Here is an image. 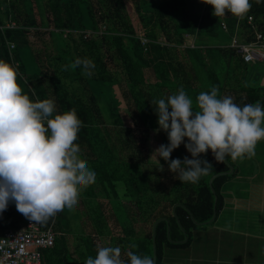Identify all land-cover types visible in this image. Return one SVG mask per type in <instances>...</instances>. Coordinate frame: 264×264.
Returning a JSON list of instances; mask_svg holds the SVG:
<instances>
[{
    "label": "trees",
    "instance_id": "trees-1",
    "mask_svg": "<svg viewBox=\"0 0 264 264\" xmlns=\"http://www.w3.org/2000/svg\"><path fill=\"white\" fill-rule=\"evenodd\" d=\"M250 3L239 19L230 13L215 17L203 0H0V60L18 66L17 82L31 100L52 99L57 113L76 109L82 127L75 143L96 174L80 193L81 210L74 209L65 221L69 231L58 222L62 211L43 222L53 221L55 235L53 245L41 250L42 264H85L101 246H119L126 262L131 250L153 256L155 264H182L175 249L201 244L208 250L210 237L213 242L219 231L247 228L245 218L221 211L227 184L252 159L226 157L217 163L209 150L210 173L197 183L180 182L168 170L170 160L179 158L177 150L168 162L153 158L150 140L157 134L160 145L168 143L166 132H154L153 101L181 87L194 111L199 110L198 94L213 87L218 98L231 96L241 107L259 101L264 107V62H244L230 42L221 43L224 35L250 42L256 32H264V0ZM184 35L191 36V45L184 43ZM76 58L94 62L91 75H83L81 68L65 70ZM120 101L131 125L119 114ZM214 174L211 191L208 180ZM214 195V216L208 221ZM7 214L0 213V234ZM160 217L165 220L155 224L152 243V224ZM207 225L211 231H200L195 240ZM166 226L170 240L185 241H169ZM130 244L137 247L129 249ZM213 252L212 247L211 257Z\"/></svg>",
    "mask_w": 264,
    "mask_h": 264
},
{
    "label": "clouds",
    "instance_id": "clouds-1",
    "mask_svg": "<svg viewBox=\"0 0 264 264\" xmlns=\"http://www.w3.org/2000/svg\"><path fill=\"white\" fill-rule=\"evenodd\" d=\"M203 2L211 5L215 17L230 13L243 19L252 7L250 0ZM69 68L91 75L95 65L90 59L76 58L65 70ZM17 77L18 66L0 60V213L14 202L20 214L41 223L65 208L74 210L81 191L95 182L96 174L80 158L75 143L82 127L76 109L57 113L52 99L31 100ZM153 103L158 117L154 132L162 130L168 138L166 145L154 150L156 158L168 162L182 143L191 154V159L186 156L168 163V170L180 182L197 183L210 173L212 164L200 158L209 150L217 163H224L226 157L252 159L257 143L264 140V107L259 101L241 107L231 96L218 98V89L213 87L198 94L199 110L194 111L193 101L181 87ZM136 247L129 245V249ZM125 255L127 262L119 246H101L95 259L89 256L85 264H155L153 257L131 250Z\"/></svg>",
    "mask_w": 264,
    "mask_h": 264
},
{
    "label": "rangeland",
    "instance_id": "rangeland-1",
    "mask_svg": "<svg viewBox=\"0 0 264 264\" xmlns=\"http://www.w3.org/2000/svg\"><path fill=\"white\" fill-rule=\"evenodd\" d=\"M37 18V16H35ZM138 27V26H137ZM86 30V29H85ZM43 31H45L43 29ZM86 34V33H85ZM46 36V35H44ZM34 40V39H32ZM191 42V36L190 35H184V43L185 44H189ZM230 42L229 37H227L226 35H224L221 39V43H228ZM264 71V68H263ZM117 108L119 111V114L121 116V118L123 119L124 123L126 125H131V120L129 119L128 115L126 114V110L124 108L123 103L120 101L119 103H117ZM264 124H262L263 126ZM152 139L150 140V144H152L153 147V152L151 157H155L156 154L154 153V150L156 148H158L160 146V142H159V138L157 134H152ZM168 140V138L166 139ZM165 140V141H166ZM185 143L187 142V138H185ZM166 143V142H165ZM178 155H179V159L183 160L184 157H188L191 159V154L189 152H187V150L184 147V144L182 143L177 149ZM256 154L255 156L252 158L251 163H246L243 165L239 166V175H235L233 178L230 179L229 183L227 184V189L228 192L225 193L224 195V200L226 201V203L224 204V208L226 209V211L224 212L225 215L227 216H231V215H235L236 217H238L240 214H243V211H241L242 208L245 206L246 201L249 200V198H251L252 200H254L253 198H257L260 196H264V184L262 185V182H264V140H261L257 143L256 145ZM201 159L206 160V154H202ZM256 169V171H259V174L257 176V179H260V183H249V178L247 180H244L243 177V173H246L248 170H251L253 172V170ZM251 172V175H252ZM248 174V173H247ZM262 185V186H261ZM246 198H248L246 200ZM245 202V203H244ZM264 202V200L262 201ZM14 205V210L16 211V213L18 215H22L20 214L15 207V203L12 202ZM264 206V204H263ZM118 207V206H117ZM81 205L78 203L77 206L75 207V209L77 210H81ZM71 212V214H70ZM74 210H68L67 208H65L62 213H63V217H60L58 219L59 224L62 226L63 231H69V226H65V221L70 217L73 216ZM246 219V218H245ZM82 227L84 232H88V226L86 224V219L83 216L82 219ZM210 226L207 225L203 230H198L199 232L198 235L196 236L195 240H199L200 237V231L203 232H210L211 230L209 229ZM222 232V231H221ZM68 234V233H67ZM69 236V234H68ZM216 237L218 238V235H216ZM210 244L211 247L208 248V250H206V248L201 249L200 245L198 247H194V245L192 246L190 244L189 247L183 248L181 249H175V256L176 258H178V262H181L182 264H217L215 257H211V253H212V247L216 248V246H220V243H217L218 239H214L212 242V237H210ZM192 246V247H191ZM218 248V247H217ZM220 253H218L219 259L220 260H224L226 258H224L223 256V251L222 249L219 250Z\"/></svg>",
    "mask_w": 264,
    "mask_h": 264
},
{
    "label": "crops",
    "instance_id": "crops-1",
    "mask_svg": "<svg viewBox=\"0 0 264 264\" xmlns=\"http://www.w3.org/2000/svg\"><path fill=\"white\" fill-rule=\"evenodd\" d=\"M186 45H191V42ZM260 83L264 86V73ZM258 174L259 171L254 169L253 174L249 176V183H260V179H257ZM263 184L264 182H262ZM253 199L249 198L246 203L244 202L246 205L240 207L242 208L241 211H243L240 216L246 218L247 228H228L226 231H219L217 243L222 244L216 246L213 252L217 264H264V202H262L264 196ZM9 204L11 209H7L8 214L4 218L3 227L5 228L11 227L14 221L17 222V226L25 220L23 215L16 213L13 203L10 202ZM225 211L226 209L223 207L221 213ZM221 249L223 257L226 258L224 260H220L218 256Z\"/></svg>",
    "mask_w": 264,
    "mask_h": 264
},
{
    "label": "built area",
    "instance_id": "built-area-1",
    "mask_svg": "<svg viewBox=\"0 0 264 264\" xmlns=\"http://www.w3.org/2000/svg\"><path fill=\"white\" fill-rule=\"evenodd\" d=\"M250 19L248 16L247 22ZM221 26L225 28L224 22H221ZM88 33L90 31H84L85 35ZM229 46L238 49L244 62H264V32H256L255 39L250 42H242L233 35ZM54 235L53 221L44 225L25 217L23 223L1 232L0 264H42L41 250L53 245Z\"/></svg>",
    "mask_w": 264,
    "mask_h": 264
},
{
    "label": "water",
    "instance_id": "water-1",
    "mask_svg": "<svg viewBox=\"0 0 264 264\" xmlns=\"http://www.w3.org/2000/svg\"><path fill=\"white\" fill-rule=\"evenodd\" d=\"M228 167H229V169H228L227 173H230L231 170H232V168H231V166H230L229 164H228ZM215 175H217V174L212 175V176L209 178V180H208V186L210 187V190H211V191H213V190L211 189V180H212V178H213ZM215 201H216V197H215V195H214V198H213V213H212L211 218H210L208 221H210V220L213 218V216H214V206H215ZM176 204H177V203H175V204L172 205V209H173V206H175ZM172 213H173V211H172ZM190 217H191V219H192V216H190ZM160 220H165V218H164V217L157 218V219L153 222V224H152V243H153V228H154L155 224H156L158 221H160ZM192 221H193L194 223L198 224V223L195 222L193 219H192ZM166 234H167V238H168V227H167V226H166ZM168 239H169V238H168ZM169 241H171V242H177V243H182V242L185 241V237H184L182 240L172 241V240L169 239ZM152 245H153V244H152ZM152 257H153V256H152Z\"/></svg>",
    "mask_w": 264,
    "mask_h": 264
}]
</instances>
